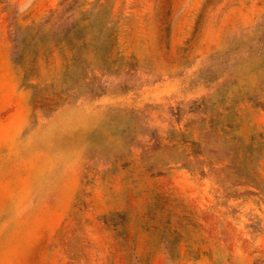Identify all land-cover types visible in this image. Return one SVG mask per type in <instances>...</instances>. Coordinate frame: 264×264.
Returning <instances> with one entry per match:
<instances>
[{
    "label": "rangeland",
    "instance_id": "rangeland-1",
    "mask_svg": "<svg viewBox=\"0 0 264 264\" xmlns=\"http://www.w3.org/2000/svg\"><path fill=\"white\" fill-rule=\"evenodd\" d=\"M62 1L0 0V264H264V0ZM96 3L70 61L38 23ZM209 98L259 186L184 164Z\"/></svg>",
    "mask_w": 264,
    "mask_h": 264
},
{
    "label": "trees",
    "instance_id": "trees-1",
    "mask_svg": "<svg viewBox=\"0 0 264 264\" xmlns=\"http://www.w3.org/2000/svg\"><path fill=\"white\" fill-rule=\"evenodd\" d=\"M73 1L63 0L62 9L63 5L71 4ZM94 5L93 8L82 12L88 16L81 20L75 16V11L65 13L60 8L46 15L38 23L42 29V35L53 34L57 37L56 45L69 47L67 57L70 61L89 56V54L78 55V49L87 44L94 47L93 51L100 52L109 46L112 39L118 38L117 18L112 10L109 13L106 12L104 3ZM84 29L88 32L82 38L81 34ZM211 100L212 98L203 99L196 106L198 110L199 107H205V110H202L204 116L200 121L202 125L198 127L200 131L198 139L194 138L193 129L179 133L182 138L176 147L183 150L187 156L184 164L190 165L196 162L202 166V173H205V168H208L209 171L218 173L219 176L226 175L228 182L237 178L236 185L259 186L263 182L255 173L253 146L242 142L237 135L228 133L227 128L236 126L235 119H230L231 121L224 124L221 123V117L229 116L232 112L236 114V112L231 106L219 109L214 106V102L213 108L208 111V104ZM222 180L220 179V182Z\"/></svg>",
    "mask_w": 264,
    "mask_h": 264
},
{
    "label": "crops",
    "instance_id": "crops-1",
    "mask_svg": "<svg viewBox=\"0 0 264 264\" xmlns=\"http://www.w3.org/2000/svg\"><path fill=\"white\" fill-rule=\"evenodd\" d=\"M100 264H105V260H103Z\"/></svg>",
    "mask_w": 264,
    "mask_h": 264
}]
</instances>
